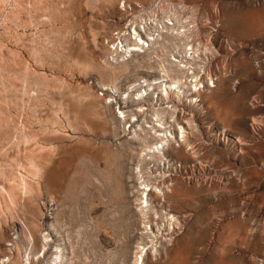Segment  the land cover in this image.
<instances>
[{
	"label": "rangeland",
	"instance_id": "374dc122",
	"mask_svg": "<svg viewBox=\"0 0 264 264\" xmlns=\"http://www.w3.org/2000/svg\"><path fill=\"white\" fill-rule=\"evenodd\" d=\"M42 1L38 2V7L41 6V9L54 0H44L43 3H40ZM154 1L63 0L64 9L66 8L65 17L55 20L56 22L51 21L47 24L43 19V17L45 18L44 11L39 12V9L36 15L39 14L40 17L33 24L23 25V22L28 19L25 18L26 13L24 14V12L22 14L20 12V16L22 15L20 22L13 20V23L12 20H9V23L4 25L0 23V42L5 44L1 47L0 43V53L1 56L4 53L6 55H4L6 59L3 58L5 62H1L3 60L0 62L10 66L12 70L11 68L8 70L15 71L14 73L16 71L23 72L25 62L27 66H31L30 68L39 69L47 74L45 77L46 79L49 77L48 82L50 83L48 88L56 86L59 92L63 88L61 92L64 93L59 94L57 89H53L55 87L52 90L47 89L48 93H46L50 96L48 97L44 93L47 96L42 95V99L40 98L44 102H40L37 111H34L38 118L36 117L35 122L32 121V123L27 121L29 125L31 124L30 127L28 124L26 125L29 129L25 128L28 130V134L32 135L34 132L37 136L33 142L37 143V146L44 147L41 154L47 153V148L52 143L56 144L57 148L59 145L60 148L56 149L57 155L54 154V151L53 156H56L53 157V162L48 168L49 173L52 172L50 178L52 183L47 182L50 186L47 187L45 182L46 188L42 190L43 194L38 201L33 203V206L34 204L37 206L33 208H37L34 210L39 212L35 211L38 216L33 214L32 205L26 206V211L24 208V211L19 209L18 219L14 223H10L9 220L6 226L2 224L4 237L0 238V240L3 238V241H0V264H11L15 260L17 264H138L135 260L140 255L138 253L142 248L148 254L142 264H264V0H162L164 2L161 3V6L166 8L165 12H173L176 8L177 15L181 11L190 21L197 22L195 23L197 26L193 23L195 27L193 34L196 33L198 27L199 37H194L193 40H198L197 44L202 43L200 46H205L206 52V60H203L205 53L203 52V59L200 56L201 63L199 61L197 63L203 64L201 66H204L203 70H205V64L208 63L211 55L207 69L209 68V75L215 79V87L199 97L201 100L199 109H194L185 103H178L176 106L178 107L176 115H182L191 121L190 130L189 128L187 130L190 134L189 139L193 151L198 154V160L196 163L190 160L184 161L182 151L180 153L182 156L177 155L178 160L175 161L177 171L172 173L173 186L170 189L169 199H166L162 210L157 206L159 211L164 212L166 216L159 211L160 217H158L159 215L155 217L150 215L152 217L149 223L151 233L148 232V235L145 234L141 224L138 206L134 201L135 193H131L134 185L132 173L137 162V142L128 139L131 137L128 135V131L122 133V123L120 120L118 121L119 108L121 111L135 110L136 105L130 102L123 104L118 96H116L118 104L112 101L110 105L109 101L111 100L107 101V99V104L104 100L99 101V99L96 102L97 98L95 102L98 104L95 105L94 102L93 105L90 102L92 105L89 104V106L91 107H88V103L84 102L85 106L83 101L79 102L81 96L79 97L78 93L81 95L88 86L93 89L95 96L96 92L99 95L104 92L102 88L94 84V79L97 77L91 75V72H87L85 75L78 72L74 64L75 60L78 59L83 63L90 61L91 40L94 37L97 60L103 67L106 66L104 61L109 53L105 50L103 38L111 34L112 30L123 27L128 19L137 14L139 7L145 6L144 9H151L150 5ZM123 2L129 5L133 12H128L127 15L123 14L119 9V5ZM168 3H174V6L182 9L179 11L177 7L173 6V9L167 10ZM6 9L4 7L5 11ZM42 15L43 17H41ZM126 16L128 17L126 18ZM18 23L24 27H19ZM120 25L121 27H119ZM50 28L54 31L57 30L58 34L53 33ZM44 36L49 37L50 42L55 38L54 41L57 43L53 42L55 45H52L54 47L50 46L49 51L45 50L47 46H41L45 48L42 49L45 52L37 51L40 46L34 45L37 48L34 50L41 54L37 53L40 57L36 53L31 55L32 49L30 48L34 47L32 45H40V43L43 45ZM47 37L45 41L49 42ZM62 37L64 38L62 39ZM14 42L20 43L15 47L17 44ZM48 42H45V45ZM209 43L211 51L208 48ZM171 48L169 50H172ZM15 49L22 54L23 63L17 57L13 56L12 58L14 55L12 52ZM34 50L33 52H35ZM169 50L167 51L169 52ZM157 51L154 52L161 56L157 69L155 57L151 58V54L156 53L149 54L150 57L149 55L147 57L150 59L145 58L148 61L136 54L130 60L128 58L126 61L123 60L128 63L129 70L124 74L125 76L123 75L117 80L116 85L120 87V91L126 89L128 84L141 83L144 80L153 81L154 78L160 77L158 67L163 65L164 62H161L163 59L166 61V54H171L172 51L168 53L165 50L167 52L165 53L164 49L163 51L161 49L160 51L165 54ZM9 52L12 54L10 60L7 58L10 56ZM44 53H47L46 56L51 54V56L48 55L49 61L48 57H46L47 60H45V56L43 58ZM34 55H36L35 58L38 57L37 62L33 60ZM158 55L156 54V56ZM41 56L45 61H39ZM11 58L16 61H11ZM111 59L109 61L112 63ZM48 74L52 77L50 78ZM54 77H56L55 84L57 85L52 86ZM57 79L65 82L58 84ZM101 80L103 83L109 81L107 78ZM42 81L44 84L47 83ZM51 82L53 83L51 84ZM66 82L67 84H65ZM60 84L62 86L65 84V87ZM69 91L73 93L70 94ZM11 92L14 94V91H10V94ZM19 93H16L17 97ZM73 94L77 95L74 97L79 101L74 103V100L67 99L68 96L70 98V95L71 98H74ZM59 95L64 98L67 96L63 99L69 101L68 106L71 104L73 107L76 104L77 107L74 105V108H78L82 104V107L86 108V110L83 109L84 112L81 110L82 107L78 108L81 110L77 114V122L80 125V127L77 126L78 131L65 128V140L63 138L60 142L55 140L54 136L49 137L51 135L48 134L51 133L49 132L51 124L55 126L53 120L56 119V109L60 103ZM19 97L23 98L20 94ZM24 98L22 99L23 104L27 103ZM17 102H19L18 99ZM160 102L166 101L160 100ZM12 103H15V98ZM12 103L2 106V109L3 107L6 109L3 110L4 112L8 110L3 114L11 122L18 121L16 125L19 124L17 127L21 126L20 132L19 129L18 134L16 131H12V123L9 121L5 123L6 126L5 121H2V126L3 129L5 126L9 132L12 131L11 134L14 132L19 137L21 133H26L22 126L25 123L23 118H27L26 112L32 110L33 107L32 109L31 106L28 107V103L26 110L21 102L18 103L23 105L21 108L15 103L20 109L24 107L22 109L24 112H21L22 116H20L18 106H15L18 114L15 107H10L13 106ZM116 105L118 106L116 107ZM167 105L172 106L169 103L162 107L166 108ZM8 106L9 109H7ZM157 108L161 107H154L151 111ZM32 112L27 114L33 116ZM136 113L137 117L140 114V119L143 117L141 113ZM10 115L12 116L10 117ZM50 117L54 119L52 118V120ZM146 117L148 116L146 115ZM28 118L32 117L28 116ZM39 121H42V124ZM54 126L52 129L55 128ZM7 127H11V130ZM41 127L50 129L47 135L46 131H43L45 139H54L50 143L48 141V145L42 138ZM1 130L2 128L0 132ZM7 130L4 129L2 132L4 131L3 133L6 132L8 135ZM34 133L31 138L35 135ZM39 134L42 135L41 138ZM67 134L69 137H66ZM42 140L44 144L41 142ZM29 143L25 146L27 149L38 148L37 146L33 147L32 142ZM20 147L22 148L19 150L22 151L21 154L24 157V146ZM12 148L14 157L16 156L20 160L19 150H16L15 147ZM10 149L11 147L8 150L10 151ZM12 150L8 151L9 155L7 151L6 155L3 153L2 158L5 163L2 164L3 167L0 166V193L2 192L0 210L4 212L3 214H6L3 202L4 199V201L7 200L6 189L9 188V184L15 185V177L18 175L27 178L26 180L30 182L34 180L30 175H27V167L23 158L21 159L24 161L19 164L25 166H19V161L16 162V160L14 163L12 162ZM7 156L9 160L6 161ZM2 158L0 157L1 160ZM10 159L11 165H9L10 163H7L9 166L5 165L6 162H10ZM158 164L156 167L160 168L161 166ZM156 167L153 163L149 165V168L153 170ZM50 169L54 171H50ZM11 170L13 176L15 173L17 174L15 177L11 176ZM8 173L11 175L9 176ZM51 184H53V190H49ZM45 191L46 194L48 193L47 195L44 193ZM50 191H53L54 194ZM49 193H51L52 199L48 197ZM3 194L6 197H3ZM37 203L38 205H36ZM169 216H174L178 222L177 227L172 230L166 219H169ZM17 220L19 222H16ZM150 235L151 237H148ZM30 242L32 243L30 244Z\"/></svg>",
	"mask_w": 264,
	"mask_h": 264
},
{
	"label": "bare ground",
	"instance_id": "6f19581e",
	"mask_svg": "<svg viewBox=\"0 0 264 264\" xmlns=\"http://www.w3.org/2000/svg\"><path fill=\"white\" fill-rule=\"evenodd\" d=\"M43 1L40 3H43ZM160 1H161V3L164 2L162 0H160ZM160 1L156 0V1L152 2V4L150 5L151 9H147V8L144 9L145 6L139 7L137 14L134 17H132L131 19H128L126 21V23L124 24V26L118 29V31L116 33L118 34V32H119L118 36L122 37V40H120V44H121V42H123V43H122V45H120V51L115 53V54H112V51H109L108 47H105L106 48L105 50H107L109 53V54H107V56L105 58L106 60L104 59L106 66L103 67L101 64H99V62L97 60L94 37L91 40V58H90V61L87 63H83V61L80 62V61H78V59L75 60L74 64L76 65L78 72H80L81 74L83 73L84 75L87 72L88 73L91 72L92 73L91 75L96 76L97 78L94 79V84L96 86H99L100 88H102V91L104 93L103 94L101 93V95H99L96 92V96H95L94 95L95 92L93 93V89H91L88 86V88H86L85 92H83V91H82L83 93L81 92L82 93L81 95H80V93H78V96L79 97L81 96L79 98V99H81V101H79L78 98L75 100V97L77 95L73 94L72 96L73 97L75 96L74 98H71V95H70V98H68L69 96L68 97L66 96L67 99H70L72 101L74 100V103H75V101H79V102L83 101V104H84V102L88 103V107H91V106H89L90 102L93 103V105H94L96 98H97L96 102L99 99V101L104 100L105 103L107 104V102H106V99H107V101L111 100V101H109V104L112 101L115 102L116 104H118L116 96H118L121 103H123V104H127L128 102H130V103L136 105L135 110H131V109L130 110L129 109L123 110L122 109L123 111H121L119 108V110L117 109L119 114L118 113L117 114L119 115L118 121L120 120L122 123V127H121L122 133H125L126 131H128L129 134L128 133L127 134L131 136L128 139H130L131 141L133 140L134 142L135 141L137 142V145H136V148L138 150L137 162L135 164V167H134V170L132 173L133 178H134V185L132 187L133 191H131V193H133V192L135 193V200L134 201L137 203L138 212L141 216V224L145 230L144 231L145 234H147L148 232L151 233V230H150L151 228L149 226V223L151 222L152 217L150 215L152 214V215H154V217L159 215L158 217H160L159 212L161 213L162 211H159L157 206H159L161 208L160 210H162L164 207L166 199H169V193L171 192L170 189L173 186L172 185L173 179L171 178L172 173H175L174 171H177V167L175 166L177 164V163L175 164V161L178 160L177 155L182 156V154H180L182 151L184 153V155H183L184 161L190 160V161H194L196 163V161L198 160V154L195 151H193V148L191 146V142L189 139L190 134H189V131L187 130L188 128L190 130L191 121H189L188 118L187 119L184 118L182 115H180V116L176 115V111H178L177 110L178 107H176V106L178 105V103L179 104L185 103L187 105H190L194 109H199L200 108L199 102L201 101L199 99V97L202 96L204 92H206L210 89H213L215 87V84H214L215 79H213L209 75V73L204 72L205 71V70H203L204 66H201L203 64L200 65L197 63V61H199V63H201L200 61L203 59L202 54H203V52H205V46H200L202 43L199 44L200 43L199 42L197 44L196 42H198V40L197 41L193 40L194 37L195 38L198 37V36H194V34H193L195 31V27L193 26V22L190 21L189 18L185 17V14L180 11L182 8L174 6V3H168L169 7L167 8V10L173 9L172 8L173 6L177 7V9H179V11H180L179 15H177L178 11L175 10L176 8H174L173 12H169V13L165 12L166 10L164 11V9H166V8H163V6H161V4H159ZM38 2H39V0H0V23H3V25H4L9 20L10 21L12 20V22H13V20H15L16 22H18V21L20 22V17L22 16V15L20 16V12H21V14L24 12V14L26 13L25 18L27 17L28 19L27 18H26L27 20L25 19L26 21L23 22V25H25L27 23L33 24L40 17L39 14H38V16L36 15L37 10H39V9H40L39 12L41 10L44 11L45 14H43V13L42 14L45 15V18L43 17V15L41 17H43V19L45 20V22H47V24H49L48 22L51 23V21H55V20L57 21V20L64 19L63 17H65L64 13H65L66 8L64 9L63 0H54L53 2L50 1V3H47V4L45 3L46 6H44V4H43L44 7H42V9L40 8L41 6L38 7ZM4 7L7 8L6 11L4 10ZM2 8H3V10H2ZM119 9L123 14H126V15L128 12H130V13L133 12L131 7L129 5H127L125 2H123L119 5ZM136 9H138V7H136ZM132 15H133V13H132ZM127 17L128 16H126V18ZM191 18L192 17H190V19ZM44 20H43V22H44ZM192 20H193V18H192ZM23 21H24V19H23ZM165 22H167V23H165ZM184 22H186V23H184ZM146 23H149L148 24L149 26L145 27ZM162 23H164V24H162ZM188 24H190V26H191L190 28L187 26ZM15 25H17V23H15ZM19 27H24V26L20 25ZM8 29L12 30L10 28H8ZM8 29H7V32H8ZM50 29L52 30V28H50ZM58 30H60V29H58ZM42 32H44V31H42ZM52 32L57 33V30L56 31L52 30ZM58 32H60V31H58ZM196 32H198V27H197ZM111 34H110V36H111ZM46 37L44 36L43 38L46 39ZM206 37H209V36H206ZM15 38H17V37H15ZM48 38L49 37H47V39ZM63 38L64 37H62V39ZM45 39L44 40L42 39L43 43H44V44L42 43L43 45H41V43H40V45H38V44L32 45V47L34 45L36 47H39V46L40 47H39V50L35 46H34L35 48L34 47L30 48V49H32L31 55H33V53L37 54V53H39L37 51H41L42 49H45V48H46L45 49L46 51H49V47L52 45H55L57 43V41H54L55 38L51 39V42H50V38H49V42L45 41ZM37 40H36V42H37ZM42 40H41V42H42ZM39 41H40V39H39ZM45 42H48L49 45L48 44L45 45L46 44ZM53 42H55V44ZM14 43H16V42H14ZM18 43H20V42H17L16 43L17 45H15V47L18 46ZM50 43H52V44L50 45ZM3 44H2V46L1 45L0 46L3 47L5 45V44L4 45ZM65 44H63V45H65ZM41 46H47L48 50H47V47L42 48ZM171 46H173V47L171 48ZM52 47H54V46H52ZM168 47H170L172 50H169ZM59 48H60V46H59ZM34 49L35 50L37 49V51H35ZM159 49L160 50L162 49V51L164 49L165 53L168 52L167 50H169V52L173 51L171 54H168V55L166 54L167 58L164 57V58H166V61H163L165 59H163L161 61L162 63L163 62L164 63H163V65L158 67V69H159L158 75H160V77L158 76L159 77V78L157 77L158 79L154 78L153 81L144 80L143 81V83H145L144 86H141L140 82L128 84L126 86V89H124L123 91H120V87H118L116 85V83H118L117 80L120 79V77H122L124 74L128 73L129 68H128V63L125 62L126 59L128 58L130 60L131 58L134 57V54H136V56H140L142 59L149 58L150 57L149 54L156 53V52H154L155 50L162 52ZM9 50L10 49H8V51ZM33 50L35 52H33ZM45 50L44 51L42 50V51L45 52ZM52 51L54 52V50H52ZM55 51H57V50H55ZM62 52L64 54V51H62ZM164 52H162V54ZM12 53L14 55L10 54V52L8 53V55H10L7 57V58H9V60H10L11 55H12V58L14 56V58L17 57V59L21 60L22 54H20L19 51H17L15 49V50H13ZM47 53H44L43 58H44V56L46 58V57H48V55L51 56V54H52L50 51L51 54H48L46 56ZM39 54H41V52ZM54 54H55V52H54ZM58 54H59V52H58ZM156 54L158 55V53H156ZM156 54H154V55H156ZM205 54H206V52L204 53V56H203L204 59L203 60H206ZM4 55H5V53H4ZM4 55L1 56V53H0V61L3 60V61H1L3 63L5 62L4 60L6 59V57H5L6 55L5 56ZM148 55H149V57H147ZM35 56L36 55H34L33 60H34V62L35 61L37 62L38 57L35 58ZM108 56H110L112 59ZM200 56L202 58L201 60H200ZM3 58H5V59H3ZM12 58H11V61L12 60L14 61L15 59H12ZM31 58H32V56H31ZM109 59L113 60L112 61L113 64L109 61ZM42 60L45 61V60H47V58L44 60V59H42V56H41V58H39V61L42 62ZM123 60H125V61H123ZM145 60L148 61V59H145ZM6 61L8 62V60H6ZM48 61H49V57H48ZM1 62H0V129L2 128V130L5 129V131H6L7 129L5 127L6 126L5 123H8L9 120H7L8 119V118H6L7 116H5L3 114V112H4L3 110H6V109L4 107L2 109V106H5V104H8V103H12L14 101V98H15V103H17V104L19 102L22 103V99L25 97L26 99L25 98L24 99L26 100L27 103H24V104L22 103L24 105L25 109L31 106L30 108L32 109V107H33V109L30 110V108H29V110L31 112L32 111L36 112L39 105H40V102H42V103L44 102L41 100L42 99L41 96L43 95L45 97L48 95L47 89L52 90L53 87H55V88H53L54 90L57 89L56 86H53V85H57V84H55L56 77H54L55 80H54V78L52 80V81H54V84H52L53 82H51L53 87H51V89L48 88L50 83L48 82L49 77H48V79H46L47 74L46 73L44 74V72L40 71L39 69H34L33 67H32L33 69L30 68L31 67L30 65H28L29 66L28 67L25 62H24L25 65H24L23 72L22 71H21L22 73L20 72L21 74L18 71H16V73H14L15 71L11 72L12 68L10 66L8 67V65L6 66L5 64H3ZM21 62L23 63L22 60H21ZM159 62H160V60H159ZM44 64H45V62H44ZM9 65H10V63H9ZM138 66H139V64H138ZM158 66H159V64H158ZM38 67H40V66H38ZM9 68H11V70H8ZM199 73H202V74H199ZM45 75H46V77H45ZM51 77L52 76H50V78ZM99 77L107 78V79H109V81L107 83H103V81L101 80L102 78L100 79ZM57 78H60V77H57ZM71 79H72V77H71ZM42 80L46 81L47 83L44 84V82ZM60 80L61 79H57L58 84L60 82L61 83L65 82L64 80H63L64 82H62ZM46 84H48V85H46ZM65 84H67V82ZM65 84H63L64 87H65ZM60 86H62V85L60 84ZM60 86H59V88H61ZM61 90L59 92L57 89L59 94H64L63 92H61ZM68 90H70V89L68 88ZM91 90H92V92H91ZM154 90L157 91V96L160 98V100L166 101L165 102L166 104L170 103L172 106L167 105L168 107H166V108L161 107V108H157L155 110H152L151 114L149 113L148 117H146V111H144L141 103L146 100L145 99L146 97L148 98V96H151L152 94L156 93ZM10 91H14L15 96L12 92L10 94ZM16 91L20 92L19 93L20 96L23 97L21 99L19 97V94H18V97L21 100L16 96V93H18ZM44 93H46L47 95H44ZM71 93H73V92H70V94ZM123 95H125V96L123 97ZM49 96L50 95H48V97ZM60 97L61 96L59 95V99H60L59 102L60 103L57 106L58 108L56 107L57 108L56 109V116H55L56 119H54L55 118L54 116H53L54 118L52 117L54 120L50 117V119H52L54 121V124H55V126L53 124H51V126L52 127L54 126L55 128L52 129V127L50 126L51 131H49L50 129L47 130V128L43 129L42 127H41L42 131L40 129L41 132L46 131L45 132L46 135H47L48 131L51 132V133H48L51 136H49V135L48 136L49 137L54 136L53 138H56L55 140H57L58 142L62 141V139L64 138V136L66 134V133H64L65 128H68L69 130H73V131L74 130L78 131L77 126L80 127V125H78L79 123L77 122V118H78L77 114H78V112H80L81 110L84 109L82 107L81 103H80L81 106L80 105L78 106V108L82 107L81 110L76 108L77 105L74 103L73 104L76 105V107L74 108L73 104H72L73 107H71V104H69V106H70V108H69V106H68L69 101L67 102L66 100H64L66 97L65 98L64 97L60 98ZM17 99L19 100V102H17ZM53 99H51V100L53 101ZM25 100H23V101L25 102ZM39 100H41V101H39ZM86 101H88V102H86ZM79 102H76V103L78 104ZM15 103L14 104L12 103L13 106L11 105L10 107H15V106L17 107L19 105V104L15 105ZM28 103H29V106L27 107ZM25 104H26V106H25ZM97 104L98 103H96L95 105H97ZM166 104H164V105H166ZM21 105H19L20 108H21ZM84 105L86 106V104H84ZM90 105H92V104H90ZM19 106H18V110L20 109ZM16 107H15V109L17 110ZM88 107H87V109H88ZM7 109H9V106ZM22 109L19 110L20 114H21V115L19 114L20 116H22L21 112H24V111H22ZM18 110L16 112L17 114H18ZM84 110H86V108ZM84 110H83V112H84ZM7 111H5V112H7ZM30 111H27V112L25 111L27 118H23L24 122H25V123L23 122L24 124L22 125L24 127V131L26 130L25 128H27L28 126L30 127L31 124L29 125L28 123H32V121L35 122L34 120L37 117V116H35L37 114L35 112L34 113L32 112V115L34 116V118H33V116L28 115L27 113ZM135 111L138 113H141V115L143 117L140 119V116H139L140 114L137 117V115H136L137 113ZM23 115H25V114L23 113ZM11 116L12 115H10V117ZM28 116L32 117L33 119L28 118ZM20 119H21V117H20ZM78 120H80V119H78ZM2 121H5L4 122V124H5L4 129L2 126V123H3ZM13 121L12 122L9 121V123H12V126H11L13 129L12 131H14V132L16 131V133H17L18 129L21 128V126L17 127V126H19V124L16 125V123H18V121L17 122H15L16 120L14 122ZM27 121H28V123H27ZM118 121H117V123H118ZM50 122L52 123L51 120H50ZM27 124H28V126H26ZM33 124H35V123H33ZM106 125H107V123H106ZM29 127H28V129H29ZM10 128H8V129H10ZM2 130L0 132V157L2 158V155H4L10 147H11L10 151L13 149L12 147H15L16 150H19L20 148H22L20 146L23 145L24 146V149H23L24 157L21 154L22 151L20 152V150H19V152L21 154L20 157L25 160L24 164L27 167V168L25 167L27 175H30L34 179L33 180L34 182L31 179H30L31 182L27 181L26 180L27 178L20 177L16 173L13 176V173H12L13 169L10 172V173H12V175L8 173L9 176L11 175L12 177H15L17 175V177H15L16 182L13 181V180H15V178H13V180H12L13 182H15V185L9 184L8 185L9 188L6 189L7 190L6 192H8V195L6 194L7 200L4 201L5 199L3 198V197H6L4 195L5 193L3 194L4 196L1 198L2 200L4 199L3 202L5 204L4 208H5L6 214H3L4 212L0 210V238H1V236L4 237V235H3L4 233L2 231L3 230L2 224L6 226V224L8 223L9 220L11 221L10 223H14V221L16 219H18L19 215L17 216V214L19 213L18 212L19 209H22V211H24L26 206L28 207V206L32 205V208L35 206V204L33 206V203L38 201V199L43 194L42 190H44V188H46L45 182H46V184H47V182L48 183L50 182L52 172L50 174L48 168H49V165L52 164V162H53L52 161L53 157H55L57 155L56 149L60 148L59 145L57 148L56 144L53 145L54 143H52L49 145V148H47L48 152L45 151L47 153L41 154L42 151L44 150V147L40 146V145L37 146V143L35 144V142H33V140L35 141V139L37 137L34 132L33 133L35 134L34 135L35 137L33 136V138H31L33 133H32V135L28 134V130H26V133H24V132L21 134L19 133L20 134L19 137H18V135L14 134V132H13V134H11L12 131L9 132L8 130L7 131L9 132V134L7 135L5 132V134L7 135L6 136L3 133L4 131L2 132ZM30 131L31 130H29V133H31ZM19 132H20V129H19ZM1 133H3V134H1ZM67 135H66V137H69V135L68 136ZM41 136L42 135H40L39 137L41 138ZM40 138H39V142H40ZM42 138L45 139L44 132H43ZM48 139H51V140H48ZM45 140H46L45 144H47L48 141L50 143V141H52L54 139L47 138ZM63 140H65V138ZM29 142L30 143L32 142L34 144L33 147L37 146L40 149V151L38 148H36L37 150L36 149L35 150L27 149L25 146ZM41 142L44 144L43 140ZM7 147H9V148H7ZM42 147H43V149H42ZM6 148H7V150H6ZM8 151H7V154H8ZM12 151H13L12 155L14 157V149ZM54 151H55V153H54ZM15 153L18 154V152H16V151H15ZM53 153L56 155L53 156L54 155ZM13 157H11V159L13 160L12 161L13 163H14V160H16V162L19 161L18 162L19 166L23 165V164H19V163L23 162L24 160L22 161V159L20 157H18V158H20V160H21L20 161L19 159L16 158V156L14 158ZM11 159H10V162H6L5 165H8L9 163H10L9 165H11V163H12ZM7 160H9L8 156L6 158V161ZM3 163H5V161H3V158H2V160L0 159V166ZM151 163L154 164V167H156V165L159 163L161 167L160 168L156 167L153 170L152 168H149V165ZM159 164H158V166H159ZM25 165H23V166H25ZM3 166L4 165H2V167ZM180 166H182V165H180ZM52 170L53 169H50V171H52ZM53 176H52V178H53ZM6 177H4V178H6ZM12 177H11V179H12ZM6 179L8 180L9 178H6ZM52 180H54V179H52ZM50 183H52V182H50ZM49 184H47V187L49 186ZM52 188H53V184H51V189H49V188L48 189L53 190ZM3 192H5V191H3ZM50 192L52 193L53 191H50ZM44 193L46 194V191ZM51 193H49L50 196H48L50 198L52 196ZM1 194H2V192L0 193V195ZM53 194H54V192H53ZM53 197H54V195H53ZM22 200H23V202H22ZM36 205H38V203ZM35 207H37V206H35ZM29 208L31 210V207H29ZM34 209H37V208H33L32 210H34ZM25 211H26V209H25ZM35 211L37 212V210H34L33 214L37 215ZM37 213H39V212H37ZM161 214L164 215V212ZM5 215H7V216L5 217ZM149 216H150V219H149ZM164 216H166V215H164ZM166 219L168 220V223H169L171 230L173 228L177 227L178 222H176V219L174 216H169V219L168 218H166ZM16 222H19V221L17 220ZM5 228H7V227H5ZM33 230H34V228H33ZM31 234L29 235L30 239H31ZM148 237H151V235ZM163 240H164V238H163ZM167 240H169V239H167ZM0 241H3V238ZM31 243L32 242H30V244ZM16 245L17 244H15V246ZM138 254H140V255L138 256V258H136L135 262H137L138 264L139 263L142 264V262H144V260L147 259L148 254H146V252L144 251V248H142ZM57 258H60V257L57 256ZM11 264H17L16 260L14 262H11Z\"/></svg>",
	"mask_w": 264,
	"mask_h": 264
},
{
	"label": "built area",
	"instance_id": "2783aa9c",
	"mask_svg": "<svg viewBox=\"0 0 264 264\" xmlns=\"http://www.w3.org/2000/svg\"><path fill=\"white\" fill-rule=\"evenodd\" d=\"M154 1V0H153ZM156 1V0H155ZM160 1V0H159ZM159 4H161V1L159 2ZM185 9V8H184ZM165 23H167V22H165ZM184 23H186V22H184ZM183 23V24H184ZM193 23H197L196 21L195 22H193ZM149 23H146V25H145V27H147V26H149L148 25ZM153 24V23H152ZM162 24H164V23H162ZM168 25V24H167ZM189 28L191 27L190 26V24H188L187 25ZM119 27H121V25L119 26ZM118 30H117V28L115 29V30H112V34H111V36H110V34L107 36V37H105V38H103V44H104V46H106V47H108V49H109V51H112V54H115V53H117V52H119L120 51V45H122V43L123 42H121V44H120V40H122V37L121 36H118V34H119V32H118V34L116 33ZM199 29H198V32H196L195 34H194V36H198L199 37ZM121 37V38H120ZM200 38H203V36H200ZM208 42H209V38H208ZM209 51H211L210 50V43H209ZM170 49V48H169ZM173 52V51H172ZM211 53V52H210ZM155 57V62H156V69H157V66H158V64H159V60H160V55L159 56H156V55H154V54H152L151 55V58L152 57ZM126 57V56H125ZM211 55H210V57H209V60H208V63H206L205 64V71H207L208 73H210L209 72V68L207 69V66H208V64H209V62L211 61ZM150 59V58H149ZM199 74H202V73H199ZM153 78V77H152ZM141 86H144L145 85V83H143V81H141V84H140ZM156 93H154V94H152L151 96H148V98L146 97L145 99V101H143L142 103H141V105H142V107H144L143 109H144V111H146V115L148 116L149 115V113L151 112V109L152 108H154V107H162V106H164V104H165V102H160V98L157 96V91L156 90H154ZM157 96V97H156ZM167 104H169V103H167ZM121 105V104H120ZM118 105H116V107H117ZM122 106V105H121ZM180 106V105H179ZM181 109V108H180Z\"/></svg>",
	"mask_w": 264,
	"mask_h": 264
}]
</instances>
